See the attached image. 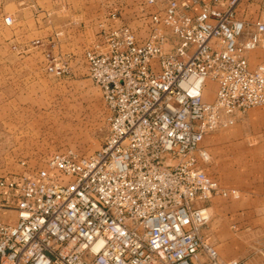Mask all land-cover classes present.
<instances>
[{"label":"built area","instance_id":"obj_1","mask_svg":"<svg viewBox=\"0 0 264 264\" xmlns=\"http://www.w3.org/2000/svg\"><path fill=\"white\" fill-rule=\"evenodd\" d=\"M243 2L264 13V0H145L144 36L103 25L85 60L111 112L107 139L0 177V264H245L221 260L202 235L212 199L238 197L204 169L202 143L264 106V16L240 15Z\"/></svg>","mask_w":264,"mask_h":264},{"label":"rangeland","instance_id":"obj_2","mask_svg":"<svg viewBox=\"0 0 264 264\" xmlns=\"http://www.w3.org/2000/svg\"><path fill=\"white\" fill-rule=\"evenodd\" d=\"M23 1L21 7L16 0H0V177L5 178L34 174L57 151L95 153L107 139L111 116L85 53L101 41L107 6L115 2L121 8V0H39L29 9ZM239 14L252 20L264 16L256 3L247 2ZM133 28L145 35L143 25ZM262 56L258 49L251 59ZM55 64L65 73H51ZM204 99L212 101L214 94L207 92ZM263 109H250L202 143L211 156L207 173L222 188L240 191L209 204L211 221L202 235L221 260L264 264V201L256 196L261 161L248 153L264 146V123H247L249 113Z\"/></svg>","mask_w":264,"mask_h":264},{"label":"crops","instance_id":"obj_3","mask_svg":"<svg viewBox=\"0 0 264 264\" xmlns=\"http://www.w3.org/2000/svg\"><path fill=\"white\" fill-rule=\"evenodd\" d=\"M41 1V0H40ZM39 0H26V7L27 9L35 7L36 4L40 3ZM50 2H52L50 0ZM143 0H121V8L116 5L114 2L113 4H110L107 6V12L105 15V24L109 28H115L123 25H128L130 27H135L138 24L140 26L143 25L142 20L139 18V13L138 11V5H141ZM16 5L18 6H23L25 1H19L16 0ZM120 9V10H119ZM113 14H117L116 19H111L110 17ZM97 22V19H95ZM132 27V28H133ZM247 123L251 126L254 127L255 125H259L261 123H264V109L262 111L258 112H253L248 114V119ZM253 138V136H251ZM250 155H256V160H260V168L261 172H259V175L261 176V180L258 182L257 185L261 187V190L259 191L256 196L264 201V146H258L253 148L248 152ZM241 156H243L242 152L240 153ZM245 154V153H244ZM242 158V157H241ZM256 184L255 182H253ZM230 191H235L240 194V191L237 188H228ZM1 219L4 223L7 224H14L17 220L16 218V210L14 208V196L8 197L7 201V207L3 214L1 215Z\"/></svg>","mask_w":264,"mask_h":264}]
</instances>
